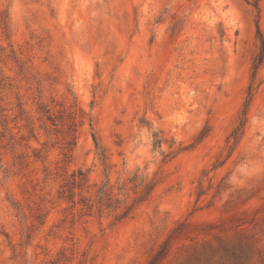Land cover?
Here are the masks:
<instances>
[{
	"label": "rangeland",
	"instance_id": "374dc122",
	"mask_svg": "<svg viewBox=\"0 0 264 264\" xmlns=\"http://www.w3.org/2000/svg\"><path fill=\"white\" fill-rule=\"evenodd\" d=\"M254 1L0 0V264H150L165 242L159 264H264V66L228 142ZM136 174L156 186L119 221ZM107 183L119 210L97 203Z\"/></svg>",
	"mask_w": 264,
	"mask_h": 264
},
{
	"label": "trees",
	"instance_id": "16d2710c",
	"mask_svg": "<svg viewBox=\"0 0 264 264\" xmlns=\"http://www.w3.org/2000/svg\"><path fill=\"white\" fill-rule=\"evenodd\" d=\"M260 0H255L253 5L254 8L258 12V21L256 24V39H257V53L253 59L252 63V77H251V83L248 88L247 92V98L243 105V109L238 121V126L233 130L232 134L229 137L228 142L232 141V144L230 145V150H234V147L238 145L240 140L242 139L246 125L248 123V113L249 109L252 103V100L254 98L255 92L259 87H256L257 78L259 75V71L264 66V32L262 31L260 24H259V16H260ZM4 32L7 34V24L6 22L3 24ZM8 35V34H7ZM5 49H3L0 46V53H4ZM1 58V57H0ZM5 86V78L3 77L2 72L0 71V88ZM260 86V85H259ZM5 121L4 119H0V125L3 124ZM155 136V144L154 146L156 148H160L163 144V140L159 138L158 135ZM94 143L96 146V149L99 152V156L101 160L105 163L107 162L108 158L106 156V151L100 146V142L96 136V134H93ZM174 153V152H173ZM170 156V155H169ZM168 155H165V158L169 157ZM3 167L2 165V159L0 158V169ZM88 176L87 174L80 170L78 173L74 174L72 176V180L66 185V189L64 190V194L69 195V199H73L75 197V189H79L83 191L85 188H88ZM130 183L132 184V190L134 191L135 195H138V197L134 200L133 204L131 206H125L123 213L118 217V220H123L125 218H128L133 214V211L137 204L144 202L147 200V198L150 196L152 191L154 190L156 184L154 183H148L146 184L145 180H140V177L136 174L133 179L130 180ZM109 183L106 184V189L100 188L97 191L98 194V201L97 203L101 205V207H106V209H113V210H119L122 207V202L115 200L113 196V188L108 186ZM143 187L142 192H138V188ZM65 188V187H64ZM121 190H124V187L121 188ZM202 195V192L199 193V196ZM81 203H83L84 207L88 209L89 211L94 207V202H92L90 199L82 198ZM159 253L156 255V257L150 262V264H159L161 260L166 256V252H168V242H165L162 248L158 251Z\"/></svg>",
	"mask_w": 264,
	"mask_h": 264
}]
</instances>
